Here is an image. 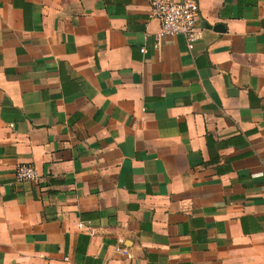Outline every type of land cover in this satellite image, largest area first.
Masks as SVG:
<instances>
[{"label":"crops","instance_id":"obj_1","mask_svg":"<svg viewBox=\"0 0 264 264\" xmlns=\"http://www.w3.org/2000/svg\"><path fill=\"white\" fill-rule=\"evenodd\" d=\"M195 1L0 0V264H264V0Z\"/></svg>","mask_w":264,"mask_h":264},{"label":"built area","instance_id":"obj_2","mask_svg":"<svg viewBox=\"0 0 264 264\" xmlns=\"http://www.w3.org/2000/svg\"><path fill=\"white\" fill-rule=\"evenodd\" d=\"M149 13L157 20L159 31L155 36L153 49H157V40L161 37L181 36L187 51L193 49L194 44L201 38L203 26L201 25L199 9L195 0L173 2L170 0H149ZM143 53L144 49H140ZM14 180L17 183L35 182L37 175L29 165H19L14 170ZM77 228H82L78 223Z\"/></svg>","mask_w":264,"mask_h":264},{"label":"water","instance_id":"obj_3","mask_svg":"<svg viewBox=\"0 0 264 264\" xmlns=\"http://www.w3.org/2000/svg\"><path fill=\"white\" fill-rule=\"evenodd\" d=\"M218 27H216L215 29H217Z\"/></svg>","mask_w":264,"mask_h":264}]
</instances>
